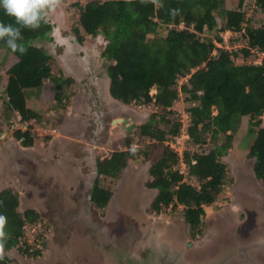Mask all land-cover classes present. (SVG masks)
<instances>
[{
  "label": "trees",
  "instance_id": "obj_1",
  "mask_svg": "<svg viewBox=\"0 0 264 264\" xmlns=\"http://www.w3.org/2000/svg\"><path fill=\"white\" fill-rule=\"evenodd\" d=\"M224 1L70 3L78 13L77 22L68 31L76 48L86 37L103 36L98 76L108 78L109 96L125 106L151 110L130 134L125 132L112 142L116 149L94 158L88 200L97 209H104L113 194V187L101 184L100 179H117L130 160H142L148 164L146 186L157 191L150 211L182 206L190 236L202 235L205 208L225 191L228 167L222 158L245 116L249 119L247 136L253 137L247 157L252 160L255 179L264 184V57L259 63L252 62L255 52L264 53V27H254L246 19L244 0L234 9L224 8ZM255 4L264 12V0H255ZM0 23H15L2 7ZM52 29L46 16L38 29H23L20 43L27 49L25 54L12 52L0 40L9 51L3 63L6 78L0 94L1 110L6 126L12 122V113L28 125L12 133L23 147L32 146L37 138L30 123L39 124L43 118L26 106L24 90H44L51 102L62 105L64 96L58 89L73 81L68 75L53 76L50 51L35 43L52 41ZM226 30L238 33V41L244 45L229 51L218 46L221 32ZM180 100L187 104L185 122L175 118L173 110ZM180 136L185 142L182 152L169 145ZM18 206V192L10 187L0 190V215L7 218L4 231L9 237L0 264L13 262L7 254L13 248L31 256L39 253L22 245L25 227L40 221L41 215L30 208L20 211ZM167 255H158L161 264H167ZM141 259L139 256L135 261Z\"/></svg>",
  "mask_w": 264,
  "mask_h": 264
},
{
  "label": "rangeland",
  "instance_id": "obj_2",
  "mask_svg": "<svg viewBox=\"0 0 264 264\" xmlns=\"http://www.w3.org/2000/svg\"><path fill=\"white\" fill-rule=\"evenodd\" d=\"M72 1L61 0V4L46 15L53 25L50 33L53 40L35 42L50 51L52 75H68L73 81L58 89L64 96L62 105L51 102L44 90H24L26 106L43 117L39 124L30 123L32 132L37 133L32 146L23 147L13 138V131L25 130L28 125L21 124L19 116L12 113V122L6 126L0 104V190L14 189L18 192L20 211L30 208L41 215L40 221L26 226L28 243L22 245V248L28 246L29 252L39 250V253L31 256L13 248L7 252L13 260L11 264H161L158 255L162 257L165 251L168 252L167 264H175L176 254L181 261L201 264L213 258L216 246L218 250L220 247L230 249L237 244L241 249H237V260L228 264H264V247L250 249L248 246V242H258L262 238L260 234L264 233L261 224V221L264 223V184L255 179L252 160L247 157L253 142V137L247 136V116L241 118L231 148L222 158L228 167L225 191L205 208L202 235L190 236L182 206L150 211L157 191L146 186L148 164L142 160H130L117 179H100L101 184L113 187L104 209H97L89 202L94 158L116 149L112 142L125 132L130 134L148 118L151 110L125 106L109 96L108 78L98 76L103 61L100 56L105 43L103 36L86 37L77 48L70 41L68 31L78 20L77 10L70 6ZM78 1L84 4L88 0ZM238 2L225 0L223 7L234 9ZM243 7L252 26L264 27V12L257 8L255 0H244ZM221 37L222 43L217 45L228 51L244 45L238 41V33L226 30L221 32ZM255 54L257 52L253 57ZM8 56L9 51L0 45V94L6 78L3 63ZM186 106L181 100L174 103L175 118L186 121ZM122 120L128 122L126 129L122 127ZM184 144L181 136L169 142L178 152H182ZM187 181L194 183L192 179ZM127 185H132L130 192L135 193L128 213L140 214L135 219L119 212L120 205L113 200L121 188L125 195L129 194ZM233 217L237 223L230 222ZM167 227H171L170 233L166 232ZM231 230L236 233V242L228 241L227 233L230 235ZM173 233L184 234V241H175L171 237ZM215 233L216 239L210 245ZM206 240L210 245L207 248L203 245ZM186 241L193 242L194 246L186 247ZM139 256L142 261H135ZM211 260L206 264H211ZM219 264L227 262L222 260Z\"/></svg>",
  "mask_w": 264,
  "mask_h": 264
},
{
  "label": "clouds",
  "instance_id": "obj_3",
  "mask_svg": "<svg viewBox=\"0 0 264 264\" xmlns=\"http://www.w3.org/2000/svg\"><path fill=\"white\" fill-rule=\"evenodd\" d=\"M60 4L61 0H0V7L15 21L14 24L0 23V40L12 52L25 54L27 49L20 43L23 40L22 30L38 29L47 13L54 11ZM6 223L7 218L0 215V260L4 258V247L9 238L4 231Z\"/></svg>",
  "mask_w": 264,
  "mask_h": 264
},
{
  "label": "flooded vegetation",
  "instance_id": "obj_4",
  "mask_svg": "<svg viewBox=\"0 0 264 264\" xmlns=\"http://www.w3.org/2000/svg\"><path fill=\"white\" fill-rule=\"evenodd\" d=\"M129 127V126H128ZM126 129V125H124V127H123V129ZM127 133V132H126ZM126 168V167H125ZM131 184V183H130ZM128 187V185L127 186H125V188H127ZM124 190H126V189H124ZM131 190H133V186L131 185V186H129L128 188H127V191H126V193H129L128 195H125V193L123 192V190H122V188L121 189H119L118 191H117V193H116V195L117 196H115L114 198H113V200L115 201V202H118V204L120 205V210H119V212H121V213H123V214H126V215H128V216H132L131 218H133V219H135L136 217H139L138 215H140L138 212L137 213H128L129 212V207L131 206V205H133V202H134V199H135V193L134 192H130ZM123 193V194H122ZM134 193V194H133ZM132 194V195H131ZM133 197H134V199H133ZM263 221H261V224H263L264 225V223H262ZM169 225V224H168ZM167 228H169L166 232H169L170 233V231L172 230L171 229V227H167ZM171 229V230H170ZM161 233H162V231H161ZM161 233H160V236H161ZM229 233H230V235H228V233H227V236H228V241L229 240H231L232 239V242L235 240V242H236V233L234 232V230H231V231H229ZM174 234V233H173ZM170 235V234H169ZM261 235V237L262 238H259V240H261V241H259L258 240V242H248V246H249V248L251 249V248H254V249H261L262 247H264V233H261L260 234ZM159 236V237H160ZM171 237L176 241V240H179V241H184V238L180 235L179 236V234L178 235H176V234H174V235H171ZM222 241H224V240H222ZM189 243H191V245H188ZM223 243H226V242H223ZM184 245H186V247H192V246H194V243L193 242H191V241H186L185 242V244ZM235 246H237V247H234V248H230V249H224V248H221L220 247V249L218 250V246H216V252H215V254H214V256H213V258L212 257H209V258H207L204 262H202V264H206L209 260H211V259H213V260H211V264H219L222 260L223 261H225V262H227V264H228V262H232V261H235V260H237V258H236V254H238L239 253V251H237V249H239V250H241L240 249V244H237V245H235ZM239 246V247H238ZM246 246V245H245ZM197 247V246H196ZM248 248V249H249ZM231 249L233 250V251H231ZM224 255V256H223ZM239 255V254H238ZM176 256V257H175ZM174 257H175V259L174 260H176V262H175V264H179V262H180V264H189V263H187L188 261H185L184 259L181 261V260H179L180 258H179V254L178 255H175ZM232 256H234V257H232ZM167 258H168V255H167ZM169 259H170V257H169ZM216 259L218 260L219 259V262H216ZM234 259V260H233ZM232 260V261H231Z\"/></svg>",
  "mask_w": 264,
  "mask_h": 264
},
{
  "label": "crops",
  "instance_id": "obj_5",
  "mask_svg": "<svg viewBox=\"0 0 264 264\" xmlns=\"http://www.w3.org/2000/svg\"><path fill=\"white\" fill-rule=\"evenodd\" d=\"M237 221H238V220H237L236 218H234V217H233V219H232V220H230V222H232V223H237ZM183 235H184V234H183ZM183 235H182V237L184 238V236H183ZM215 237H216V233H215V234H213V235L211 236V239H210V241L208 240V241L210 242V243H209L210 245H211L212 241H213L214 239H216ZM208 241L206 240V242H204V244H203V245H207V246H205V248H207V247H208V245H209V244H208ZM210 245H209V246H210ZM173 247H174V246H173ZM169 248H170V247H169ZM165 253L167 254L168 252H167V251H165ZM190 264H192V263H190ZM201 264H202V263H201Z\"/></svg>",
  "mask_w": 264,
  "mask_h": 264
},
{
  "label": "built area",
  "instance_id": "obj_6",
  "mask_svg": "<svg viewBox=\"0 0 264 264\" xmlns=\"http://www.w3.org/2000/svg\"><path fill=\"white\" fill-rule=\"evenodd\" d=\"M260 55H262V57H264V53H258L257 52V54H255L254 55V57H253V60H254V58H256L257 57V60L255 61H253L254 63H259L260 61H261V56ZM171 146V145H170ZM172 147V146H171ZM173 148V147H172ZM174 150H175V148H173ZM27 229V227H25V230ZM26 236H27V234H26V231H25V242L27 241V243H28V238L26 239Z\"/></svg>",
  "mask_w": 264,
  "mask_h": 264
},
{
  "label": "water",
  "instance_id": "obj_7",
  "mask_svg": "<svg viewBox=\"0 0 264 264\" xmlns=\"http://www.w3.org/2000/svg\"><path fill=\"white\" fill-rule=\"evenodd\" d=\"M124 125H128V122H127V120H122V127H124ZM134 123H131V127H134ZM188 245H191V243H189Z\"/></svg>",
  "mask_w": 264,
  "mask_h": 264
}]
</instances>
